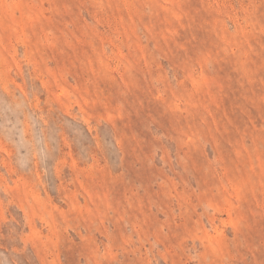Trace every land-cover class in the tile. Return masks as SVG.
Masks as SVG:
<instances>
[{"label": "rangeland", "instance_id": "1", "mask_svg": "<svg viewBox=\"0 0 264 264\" xmlns=\"http://www.w3.org/2000/svg\"><path fill=\"white\" fill-rule=\"evenodd\" d=\"M0 264H264V0H0Z\"/></svg>", "mask_w": 264, "mask_h": 264}]
</instances>
